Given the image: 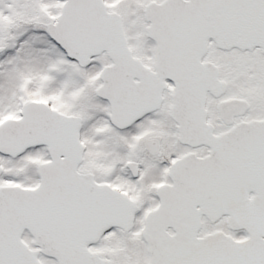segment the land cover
I'll use <instances>...</instances> for the list:
<instances>
[{
	"label": "snow or ice",
	"instance_id": "6c2138e0",
	"mask_svg": "<svg viewBox=\"0 0 264 264\" xmlns=\"http://www.w3.org/2000/svg\"><path fill=\"white\" fill-rule=\"evenodd\" d=\"M0 264H264V0H0Z\"/></svg>",
	"mask_w": 264,
	"mask_h": 264
}]
</instances>
